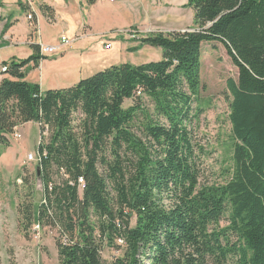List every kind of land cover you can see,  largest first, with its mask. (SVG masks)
Listing matches in <instances>:
<instances>
[{
  "label": "trees",
  "instance_id": "obj_1",
  "mask_svg": "<svg viewBox=\"0 0 264 264\" xmlns=\"http://www.w3.org/2000/svg\"><path fill=\"white\" fill-rule=\"evenodd\" d=\"M187 6L195 28L139 39L138 48L162 49V61L113 65L47 91L26 80L47 59L40 44L4 63L0 157L18 127L39 125L43 201L23 203L19 225L26 236L34 225L57 228L58 264H109L107 249L122 252L110 264H264V0ZM205 44L225 48L238 78L228 81L233 166L223 182L200 187L189 178V127L204 113Z\"/></svg>",
  "mask_w": 264,
  "mask_h": 264
},
{
  "label": "rangeland",
  "instance_id": "obj_2",
  "mask_svg": "<svg viewBox=\"0 0 264 264\" xmlns=\"http://www.w3.org/2000/svg\"><path fill=\"white\" fill-rule=\"evenodd\" d=\"M9 1V5L4 8V15L8 17L11 24L7 32L26 37L34 27L27 18L28 11L22 6L26 0ZM32 1L34 2V14L39 19L37 42L41 44L42 27L44 39L42 44L46 46H55L57 41L61 42L63 34L69 39L74 38L76 30L81 29L78 28L79 21L84 17L97 24V28H101L107 18L111 21V28L114 29L118 28L120 26L118 24L121 22L134 21L135 14L132 17L127 14L130 13L132 6L140 9L141 14H145L146 23H149L150 18L154 27L165 29L163 32L165 34L173 32L170 29L174 27L181 28L180 31L195 28L194 13L187 6L188 0H117L115 4L105 0H101L97 4H92L95 0H48L55 9L57 23L45 18L38 0ZM120 1L125 6H121V11L116 12L117 6L121 5L118 3ZM132 10L135 12L134 9ZM152 33L155 32H143L145 36ZM127 40L130 39L127 37ZM120 42L121 37L119 34L115 35L114 32L106 37L101 36L98 43L97 41L93 43V46H96L93 53L98 57L105 58L104 53L110 51L109 55L111 56L113 52L118 53V46L115 51L104 50L105 46L107 44L114 46ZM90 45L82 46L89 47ZM20 48L30 47L21 45ZM77 48L81 49V46L75 45L74 52L77 51ZM146 50L133 54L122 53L116 65H142L163 60L162 49L148 47ZM60 54L50 56V59H60L62 58ZM84 59L88 61L86 56ZM1 75L0 73V77ZM237 78L238 69L234 66L225 48L219 44L216 46L205 44L202 48L201 91L197 104L199 107L201 106L204 113L193 126L189 127V136H191L193 144L197 145L195 148L197 168L195 165L191 166L189 178L192 177V181L200 187L223 182L224 174L233 166L232 125L230 122L231 95L228 90V81L230 79L237 80ZM145 101L146 105L150 104L147 99ZM132 105V101H127L124 108L127 109ZM23 134L25 138L23 136L22 139L11 137V145L1 148L0 264H58L56 244L60 238L59 230L44 225L39 227V234H37L34 230L36 225H34L26 236L19 225L20 206L32 201L37 208L43 201V186L38 176L39 165L37 162H29L27 159L29 154H34L37 157L40 139L39 128L34 124H29ZM55 179L57 180V178ZM26 180H29V184H26ZM121 255V251L107 249L103 258L110 264L114 258Z\"/></svg>",
  "mask_w": 264,
  "mask_h": 264
},
{
  "label": "crops",
  "instance_id": "obj_3",
  "mask_svg": "<svg viewBox=\"0 0 264 264\" xmlns=\"http://www.w3.org/2000/svg\"><path fill=\"white\" fill-rule=\"evenodd\" d=\"M100 1L101 0H95L92 4L94 3L97 4ZM9 2H10L9 0H0V15L3 18H5L2 25H5L8 21L7 19L8 17L4 15V8L9 5ZM118 3H121V5L117 6L116 12L121 11L120 8L121 6H125L123 5L122 1ZM183 3L185 4V2ZM13 4L16 3L13 2ZM22 4L27 5L26 2ZM38 4L41 10H42V5L52 8L54 11L52 18H49L45 11L42 10V12L45 18H48V20L57 23V15L55 13V9L53 8V6L49 4V1L38 0ZM83 6L84 5L82 4V7ZM131 8L134 9L135 12H133ZM131 8H130L131 10L129 11L130 13L127 14L128 16L131 17L135 14V20L129 21L127 23L121 22L118 24L120 26L116 29L111 28V21L109 20V18L106 19L105 23H103V26L101 28H97V24H94L92 21H89L88 18L84 17L85 18L84 19L82 17L83 20L80 19L79 27H78L81 29L80 30L77 29L75 37L70 40H74L78 37L79 38L70 47L68 46L63 47V53L60 54L62 55V58L50 59V56H48L47 59H43L40 61L38 67H35L33 64H31L28 67L26 73V80L31 84L39 85L42 91L69 88L77 84L82 79H86L93 76L95 73L99 72L100 70H104L106 68L118 64L119 57L122 55V53L133 54V53H140L147 51L146 49L148 48V46L138 48L140 44L139 39L145 36L143 32H151V31L164 32L165 29L162 30L157 27H154V25H152L153 22H150L151 21L150 18H149V23H146L145 21L147 20V18L145 19L146 17L145 14H141L140 9H137L134 6H132ZM34 18H35L34 22H31L34 27L30 30V32L26 37L15 35L13 32H9V31L5 32V34L2 37H0L1 68L4 66V63H10L13 60L28 59L30 56L34 54V49L32 48L31 44H39L37 42L38 37L36 36L38 31L34 33L35 27L38 29L37 24L39 19L37 18V16H35ZM12 24H14V22H12ZM170 30L174 32V31H180L182 29L174 27ZM113 32L115 35L119 34V37H121V42L118 44H114V46L111 45L110 49L104 48V50L115 51L116 46H118V53L113 52V54L110 56L109 55L110 51H106L104 53L105 58L98 57L96 54L93 53L96 50V46L94 47L93 43L96 41L98 43L101 36L106 37L107 35H110ZM131 34H135L136 37L134 39L130 38ZM62 36L67 37L64 34ZM127 37L130 40H127ZM40 42H41L40 45H44L42 44L44 43L42 27H41ZM55 44H56L55 46L62 45L60 41H57ZM84 44L87 45L91 44V45L89 47L82 46ZM21 45H29L30 48H20ZM75 45L81 46V49L77 48V51L74 52ZM68 53L69 55H66ZM85 56L88 58V61H85L84 59ZM4 77H5L4 75H1L0 82L4 79ZM29 124L36 125L39 128V133H40L39 125L37 123L31 122L18 127V130L22 134L23 138H25L23 131Z\"/></svg>",
  "mask_w": 264,
  "mask_h": 264
},
{
  "label": "built area",
  "instance_id": "obj_4",
  "mask_svg": "<svg viewBox=\"0 0 264 264\" xmlns=\"http://www.w3.org/2000/svg\"><path fill=\"white\" fill-rule=\"evenodd\" d=\"M109 2L111 3H116L117 0H108ZM26 4L27 6L30 8L29 11H28V15H27V18L30 22H34L35 20V14H34V11H33V1L32 0H26ZM131 33V32H129ZM136 36L135 34H131L130 35V38L134 39ZM78 38L74 39V40H70L68 39L67 37L65 36H62L61 37V43L62 45L61 46H44V45H41L40 47V54L42 56H53V55H56V54H59V53H63V47L65 46H68L70 47L74 42L77 41ZM106 49H110L111 48V44H107L105 46ZM7 68L5 66H3L0 70V73H4L6 72ZM14 139H22V135L21 133L19 132V130L17 129L16 132L12 135ZM41 139V137H40ZM40 139H39V143H40ZM38 143V144H39ZM39 153L37 154V157L34 156V154H29L28 155V161L29 162H37L38 165H40V158H39ZM84 184V181L83 180H80V185H83ZM39 225H36L35 226V233L39 234ZM119 243L120 244H123V242L121 240H119Z\"/></svg>",
  "mask_w": 264,
  "mask_h": 264
},
{
  "label": "water",
  "instance_id": "obj_5",
  "mask_svg": "<svg viewBox=\"0 0 264 264\" xmlns=\"http://www.w3.org/2000/svg\"><path fill=\"white\" fill-rule=\"evenodd\" d=\"M189 31V30H183V32ZM38 176H40V169H38Z\"/></svg>",
  "mask_w": 264,
  "mask_h": 264
}]
</instances>
